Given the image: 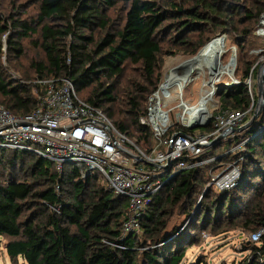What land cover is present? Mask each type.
I'll return each instance as SVG.
<instances>
[{"label":"trees","instance_id":"trees-1","mask_svg":"<svg viewBox=\"0 0 264 264\" xmlns=\"http://www.w3.org/2000/svg\"><path fill=\"white\" fill-rule=\"evenodd\" d=\"M39 1L37 15L22 20L6 15L0 0V104L16 115L37 107L35 91L41 89L32 85L36 80L68 78L82 100L100 108L121 133L150 150L153 133L140 118L160 85L165 55L194 56L213 38L227 34L239 47L242 75L237 78L244 81L259 60L248 56V45L264 13V0ZM120 2L124 14L115 22L109 12ZM22 14L16 11V16ZM9 32L7 48L14 58L23 56V40L41 38L35 45L44 60L31 65L32 73L22 78L26 84L13 80L1 61L3 37ZM218 95L223 110L247 111L252 104L244 83L222 87ZM263 127L264 113L234 138L237 146L251 137L243 152L226 159L234 163L244 156L239 162L242 178L233 189L207 188L201 175L210 160L213 164L226 158L216 153L221 143L207 149L196 161L199 165L174 176L142 218L143 240L123 234L126 198L113 197L95 179L82 180L76 171L61 175L54 163L45 167V159L35 154L0 150V238H8V256L23 264H180L189 247L185 243L199 239L193 231L232 223L253 233L264 230V129L257 134ZM184 131L175 127L167 137ZM26 158L33 162L23 167ZM197 194L203 196L202 207L188 228L190 234L170 242L179 228L163 234V204H186L189 217ZM163 195L166 200L161 202ZM258 242L248 247L252 257L246 264H264V233Z\"/></svg>","mask_w":264,"mask_h":264},{"label":"built area","instance_id":"built-area-1","mask_svg":"<svg viewBox=\"0 0 264 264\" xmlns=\"http://www.w3.org/2000/svg\"><path fill=\"white\" fill-rule=\"evenodd\" d=\"M252 37L262 47L251 49V55L259 57V60L244 81L236 77L238 51L232 48L229 62L226 64L220 59L219 67L223 69L214 73V76L213 70L206 64L201 71H187L188 74L183 75V78L190 75V86L208 76L209 81H204V85H209L205 91H213L212 102L222 87L242 83L248 87L251 107L247 111H240L223 110L220 106L211 114L212 122L210 118L201 122H211L207 127L212 129L208 132L196 133L198 128H191L193 123L199 121H186L190 110L181 108L182 112L175 113L171 108L170 105L176 99H180L179 105L188 103L182 99L184 93H177L179 91L174 79L166 92L160 94L165 78L149 98L146 115L140 118V123L153 133L154 146L150 150L121 133L100 108L82 100L70 79H38L32 83L41 89V92L35 91L38 105L30 113L16 115L0 104V150L32 153L54 163L61 175L65 172V166L70 165V172H78L82 180L95 179L113 197L128 200L123 234L139 235L142 218L153 197L174 176L199 165L196 161L215 145L214 141L221 135H224L223 141L235 138L237 130L246 125L249 116L252 117L259 101L257 71L264 64V13L260 15ZM226 38L228 40L227 35ZM231 62H234V67L229 72V69L224 68ZM227 76L231 78L225 82ZM16 81L26 84L22 79ZM172 113L186 131L177 132L168 138V132L175 125ZM250 139L240 143L234 150L243 148ZM241 178L240 165L230 164L228 169L213 177L212 186L218 191L230 190L239 184ZM261 234L262 231L254 233L252 240L258 242Z\"/></svg>","mask_w":264,"mask_h":264},{"label":"rangeland","instance_id":"rangeland-1","mask_svg":"<svg viewBox=\"0 0 264 264\" xmlns=\"http://www.w3.org/2000/svg\"><path fill=\"white\" fill-rule=\"evenodd\" d=\"M39 2H40L39 0H34V1L33 0H15L14 3H12V0H4L3 11L6 15L13 14L15 15V18L24 20L27 18L35 17L37 15ZM16 11L23 13V14L16 16ZM123 14L124 12H123L122 2L119 3L117 9L111 10L109 12L110 17L115 22H118L119 20L121 21V19L123 18ZM10 34L11 32H9L7 35L3 37V41H2V45H3L2 53L3 54L1 55L2 64L7 70V74L11 76L13 80L16 81L22 78L26 79L27 75L32 73L31 65L33 63H40L44 60V53L42 49L40 48V46L35 45L36 42L38 41L40 42L41 38L39 35H35L30 40H23L22 47H23L24 54L20 58H14L12 54H9L8 48H7ZM259 43L260 42H256L255 39L254 40L252 39V43H249L248 45V48L250 47L249 54H248L249 57H253V58L256 57L255 55H251L250 51L251 49L262 47V45H260ZM166 47H170V45L166 44ZM231 48L237 49L238 54H240L239 47L229 37L227 40L226 50L220 57V59H222L221 61H223L226 64L227 62H229L232 56V52L230 51ZM196 55L191 56V55H187L182 52H178L172 55L170 54L165 55L162 58V65H161V70H160L162 77H161L160 84L165 80V78L167 80L168 75H170L171 73H172L171 74L172 77H175V74L178 72H179V75L188 74L187 71L190 70V68H185V67L182 68V67L185 62L189 61ZM230 65L232 66V70H233V67H234L233 64H230ZM198 69L200 70L201 67L196 66L193 69V71L198 70ZM236 74H237V77L238 76L240 77L242 75V71L239 69ZM229 77L228 76L226 77L225 82L229 80ZM207 78L208 76H206V79L205 77H202L198 81L193 83L191 86H188V88L186 89L187 91H185L184 93V98L182 99L188 102L189 104L194 105V107H196L195 105L199 103L201 95L202 94L204 95L205 90L209 88V85H204V81L206 82L209 81V79ZM220 85H223V84L221 83ZM124 86L125 84L121 86V89L123 91H125L123 89ZM91 89L92 88L87 89L85 92V95L88 94ZM255 92L257 94L256 87H255ZM79 93L80 91H78V94ZM179 103H180V99H176L170 105L172 106L171 108L174 109L175 113L182 112V109ZM219 107H220V99H219V95H216L214 97L213 102L209 106V111L211 112V114H213L215 113L216 110L219 109ZM172 115H173V119L175 122V125L173 128L181 127L182 124L175 120L174 113H172ZM210 120L212 122L211 118ZM263 129L264 128L260 129L257 132V134H260ZM209 130H210L209 127H205V128H198L195 130V132L204 133V132H208ZM132 140L136 141L135 138H133ZM219 143H221L219 144L220 148L217 149L216 153L218 154L219 152H223L222 156H226V158H223V159L219 158L218 159L220 160L219 163L216 162L212 164L210 161L209 163L206 164L208 166L205 168L207 171L205 169L201 171V175L204 181L205 182L207 181V185H206L207 188L213 187L212 186L213 177L219 175L222 171L228 169L230 164L237 163L239 165L240 160L244 157V156L239 155L240 158L234 163H230V160L226 161V159L229 156L237 157L238 154H240L238 151L243 152L244 148H240L238 149V151H236L237 149L234 150L239 145V144L237 146L234 145L237 143L236 140H234V138L231 140V143L228 140L221 141ZM153 146H154V142L152 141L151 148ZM29 160L31 159L26 158V160L24 161L23 167L24 166L28 167L29 164L33 162ZM50 165H51L50 161L48 160L44 161L45 167H49ZM70 170H71V166L66 165L65 172L68 173L70 172ZM202 197L203 196H200V194H197L194 196L195 206H194L193 212L190 214L189 217L187 216L188 212H186L187 211L186 204L169 205L166 202L163 204L164 208L167 211L166 212L167 216L166 218H164L166 221V227H165V230L163 231V234L168 235L171 233L173 229L179 228L178 229L179 231L174 236L171 237L172 241L169 240L170 242H173L175 239L178 240L180 237L186 236L189 233L188 228L190 224H193L197 220V217H195V214H200L201 207H202L201 203L203 201ZM250 197L251 199H253V195ZM159 199L161 200V202H163L166 200V197L163 195L162 197H159ZM261 231L262 233H264L263 229H261ZM192 234L197 235L196 238L198 237L199 239L193 245H190V241L185 243V245H189V247L185 253V257L183 261L180 264H246L249 261V259L252 257V251H250L248 247H251L250 245L259 243V242H254L252 240V235L254 234L253 232L245 231L242 229V226L240 224L238 225L234 223L230 225L221 224L220 228L216 230H211L210 228H208L205 231H201V230L195 231V232L193 231ZM138 237L139 239H142V240H143V237H145L144 232L142 230H140ZM169 241L164 242L162 244L166 245ZM7 242H8V238H0V264H23L24 262L21 259L15 262L10 259L6 251ZM150 243L151 242H149V245Z\"/></svg>","mask_w":264,"mask_h":264},{"label":"bare ground","instance_id":"bare-ground-1","mask_svg":"<svg viewBox=\"0 0 264 264\" xmlns=\"http://www.w3.org/2000/svg\"><path fill=\"white\" fill-rule=\"evenodd\" d=\"M226 46H227L226 36L219 35L216 38H214L211 42H209L208 45H206L200 51L199 55H196L195 57H193L194 59L192 58L189 61L185 62L182 68L184 67L190 68V70L188 71L192 72L196 66H200L202 69L204 64H206L205 66L208 65L213 70V76H214L215 75L214 73H216L220 69H223L219 67V62H220V57L226 50ZM231 64H233L234 66L233 62ZM224 69H229L230 70L229 72H231L232 66L229 65L228 67ZM171 74L168 75L167 80L165 81L166 83L164 82V84L162 85L160 94L161 92H166L167 88L170 87V83L172 79L175 80L176 89H178L179 91L177 93H185L188 86H190L189 85L191 81L190 75H188L186 78H183V75L182 74L179 75V72L175 74V77H172ZM179 78H181L182 81L181 80L178 81ZM212 98H213V91L212 89H209L208 91H205L204 95L201 96L199 103L195 105L196 107H194V105L191 106V104L189 103L180 105L184 111L190 110L189 117L188 119H186V121L187 122L193 121V120H198L199 122L208 121V119L211 116V112L209 111V104L210 102H212ZM157 105H158V102H157Z\"/></svg>","mask_w":264,"mask_h":264},{"label":"water","instance_id":"water-1","mask_svg":"<svg viewBox=\"0 0 264 264\" xmlns=\"http://www.w3.org/2000/svg\"><path fill=\"white\" fill-rule=\"evenodd\" d=\"M200 51H199V53H200ZM199 53L197 55H199ZM256 81H257L258 96H259V101L256 105V109H255L252 117L248 121V123H246V125H244L243 127L239 128L237 131H244V130H247L250 127H252L254 122L262 115V113L264 111V64L261 65V67L258 70ZM208 124L209 123L203 124L201 122H195L192 124L191 128H205L208 126ZM175 138L176 137H174L173 139H175ZM223 140H224V135H221L217 140L214 141V144H217ZM169 152H170V150H169Z\"/></svg>","mask_w":264,"mask_h":264},{"label":"crops","instance_id":"crops-1","mask_svg":"<svg viewBox=\"0 0 264 264\" xmlns=\"http://www.w3.org/2000/svg\"><path fill=\"white\" fill-rule=\"evenodd\" d=\"M237 132H241V131H237Z\"/></svg>","mask_w":264,"mask_h":264}]
</instances>
